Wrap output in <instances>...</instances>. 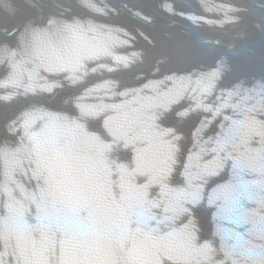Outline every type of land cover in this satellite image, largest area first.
<instances>
[{
  "label": "water",
  "instance_id": "water-1",
  "mask_svg": "<svg viewBox=\"0 0 264 264\" xmlns=\"http://www.w3.org/2000/svg\"><path fill=\"white\" fill-rule=\"evenodd\" d=\"M0 264H264V0H0Z\"/></svg>",
  "mask_w": 264,
  "mask_h": 264
}]
</instances>
